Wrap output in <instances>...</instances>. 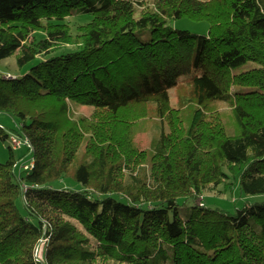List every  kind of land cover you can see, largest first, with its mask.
I'll list each match as a JSON object with an SVG mask.
<instances>
[{
  "label": "trees",
  "instance_id": "trees-1",
  "mask_svg": "<svg viewBox=\"0 0 264 264\" xmlns=\"http://www.w3.org/2000/svg\"><path fill=\"white\" fill-rule=\"evenodd\" d=\"M10 57L30 66L0 77V113L34 167L19 179L12 145L0 163V264H264V201H196L229 175L264 195V0H0ZM150 118L160 131L136 143Z\"/></svg>",
  "mask_w": 264,
  "mask_h": 264
},
{
  "label": "rangeland",
  "instance_id": "rangeland-1",
  "mask_svg": "<svg viewBox=\"0 0 264 264\" xmlns=\"http://www.w3.org/2000/svg\"><path fill=\"white\" fill-rule=\"evenodd\" d=\"M72 25L75 29L77 24L84 21L83 18L75 16V18L70 19ZM173 27L179 30H186L193 34L206 35L208 32V23L207 22H195L190 19H180L173 23ZM251 64L244 65L237 69V72H241L245 69H248ZM30 64L25 66L22 70L17 66L15 57H10L7 59L0 60V77H5L7 75L20 76L21 73L25 72L29 68ZM172 94V92H171ZM174 94V93H173ZM172 104L178 106L179 102L177 98L172 95ZM213 111L220 113L223 118V124L229 131L231 135H235L236 131L234 128V122L231 114V110L223 104H215L211 107ZM80 112H76V115H85L89 114L90 109L88 108H79ZM182 121L184 124L187 123V113H183ZM183 124V125H184ZM0 125L5 127L10 131H14L18 134V137L22 138L21 131L18 125L17 119L9 113H0ZM167 129V127L165 128ZM135 133L134 141H152L155 136H157L159 129V122L156 119H145L135 123ZM11 140L2 141L0 139V163H5L9 159V147H11ZM27 145H23L20 148L14 149L15 159L18 161L16 174L19 179L26 177L30 174L31 170H25L24 165L30 163L31 155H27ZM21 159V160H20ZM148 170V166H145ZM67 184H70L68 181H65ZM61 183V184H66ZM227 185V186H226ZM204 198V199H203ZM197 204L203 206L206 203L207 206L212 208H219L221 210L233 212L235 207L241 208L245 202L255 203L264 201V195H253L245 196L242 195L239 188V177L229 175V178L221 184L213 183L204 187L203 195L200 196L197 200ZM182 203V201H181ZM194 202L191 201L187 205L182 206L180 211L184 212L188 207H190ZM18 207L21 212L25 214V208L22 202L18 203ZM254 222V221H253Z\"/></svg>",
  "mask_w": 264,
  "mask_h": 264
},
{
  "label": "built area",
  "instance_id": "built-area-1",
  "mask_svg": "<svg viewBox=\"0 0 264 264\" xmlns=\"http://www.w3.org/2000/svg\"><path fill=\"white\" fill-rule=\"evenodd\" d=\"M7 76L11 77L10 75H7ZM10 140H11V145L14 149L20 148L23 145H29L27 140L23 141V140H21V138L15 136V135H11ZM33 167H34V160L33 159L30 160L29 164L24 165L25 170H32ZM41 247L43 248V244L41 245Z\"/></svg>",
  "mask_w": 264,
  "mask_h": 264
},
{
  "label": "bare ground",
  "instance_id": "bare-ground-1",
  "mask_svg": "<svg viewBox=\"0 0 264 264\" xmlns=\"http://www.w3.org/2000/svg\"><path fill=\"white\" fill-rule=\"evenodd\" d=\"M42 251H43V248H42V247H40V248H39V254H38L39 256H42V254H43V252H42Z\"/></svg>",
  "mask_w": 264,
  "mask_h": 264
},
{
  "label": "water",
  "instance_id": "water-1",
  "mask_svg": "<svg viewBox=\"0 0 264 264\" xmlns=\"http://www.w3.org/2000/svg\"><path fill=\"white\" fill-rule=\"evenodd\" d=\"M38 250V247H37V249H36V252H37V257L39 258V259H42V256H43V254H42V256H39L38 254H39V250Z\"/></svg>",
  "mask_w": 264,
  "mask_h": 264
}]
</instances>
